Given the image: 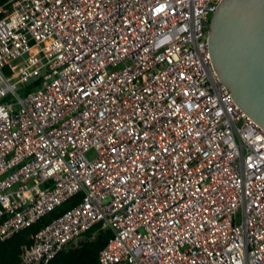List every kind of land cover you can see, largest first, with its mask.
I'll return each instance as SVG.
<instances>
[{"label":"built area","instance_id":"2783aa9c","mask_svg":"<svg viewBox=\"0 0 264 264\" xmlns=\"http://www.w3.org/2000/svg\"><path fill=\"white\" fill-rule=\"evenodd\" d=\"M220 1L0 6V240L82 195L21 264L97 226L100 264H264V129L212 65Z\"/></svg>","mask_w":264,"mask_h":264},{"label":"water","instance_id":"95a60500","mask_svg":"<svg viewBox=\"0 0 264 264\" xmlns=\"http://www.w3.org/2000/svg\"><path fill=\"white\" fill-rule=\"evenodd\" d=\"M207 40L228 94L264 129V0L220 1Z\"/></svg>","mask_w":264,"mask_h":264},{"label":"trees","instance_id":"16d2710c","mask_svg":"<svg viewBox=\"0 0 264 264\" xmlns=\"http://www.w3.org/2000/svg\"><path fill=\"white\" fill-rule=\"evenodd\" d=\"M7 1L0 0V6ZM32 86L33 84L29 87L32 88ZM81 196V194L76 195L28 228L21 230L6 240H0V264H21V247L30 246L33 241V236L42 227L76 205L80 201ZM94 232L95 235L91 238ZM109 238L110 233L108 231L100 230L98 226L94 227L84 235V238L77 246L61 251L49 264H100L99 253Z\"/></svg>","mask_w":264,"mask_h":264},{"label":"rangeland","instance_id":"374dc122","mask_svg":"<svg viewBox=\"0 0 264 264\" xmlns=\"http://www.w3.org/2000/svg\"><path fill=\"white\" fill-rule=\"evenodd\" d=\"M79 242H80V241H77V242L75 243V246H77Z\"/></svg>","mask_w":264,"mask_h":264}]
</instances>
